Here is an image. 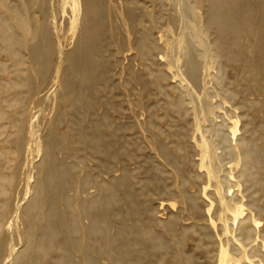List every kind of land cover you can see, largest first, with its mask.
Returning <instances> with one entry per match:
<instances>
[{
  "label": "rangeland",
  "instance_id": "obj_1",
  "mask_svg": "<svg viewBox=\"0 0 264 264\" xmlns=\"http://www.w3.org/2000/svg\"><path fill=\"white\" fill-rule=\"evenodd\" d=\"M210 1L96 0L99 79L78 100L83 0H0V264H214L221 249L264 264V54L247 33L219 46ZM98 122L109 152L88 138ZM121 181L129 198L101 203ZM38 193L66 200L87 258L58 248L62 231L45 242Z\"/></svg>",
  "mask_w": 264,
  "mask_h": 264
},
{
  "label": "bare ground",
  "instance_id": "obj_2",
  "mask_svg": "<svg viewBox=\"0 0 264 264\" xmlns=\"http://www.w3.org/2000/svg\"><path fill=\"white\" fill-rule=\"evenodd\" d=\"M83 2L84 6L87 7H85L84 11L81 35L78 40V45L74 53H72L73 55L71 54V58L65 73L68 92L76 93L77 95L75 97L78 100L86 99V97L89 99L90 95L93 94L92 92L94 91L97 80L99 79V77L95 74L97 68L96 52L100 44V25L99 21L95 20L97 4L96 0H83ZM207 8L209 22L212 26H215L219 32V38L217 40L219 46H228V48L232 47L233 39L235 40L238 38L240 34L247 33L249 34L248 36L251 35L254 37L256 45L255 48H257L261 54H264V0H261L258 6H253L249 2L242 3L240 0H211L210 5ZM256 11L257 20L254 22L251 13ZM225 37H229V39H226ZM143 46L144 41H141V47ZM31 47L32 46H29L30 51ZM31 53L35 62H39L41 59V52L38 50V48H34ZM77 77H79L82 81L84 80V82H88L85 90H74V80H76ZM104 126V123L98 122L93 132L88 135V138L93 141L98 150L101 152H104L105 150L109 152L110 148L108 146L107 137L102 134V129ZM233 126L234 127L231 132L233 135H235L237 124L234 123ZM205 144L206 143H204V145ZM211 172L213 171L211 170ZM48 173L51 181H55L56 183L61 181V175L55 166H52ZM212 174L214 175V173H211L210 176H212ZM110 189L111 190L109 191L111 192V196L104 197L101 203L113 202L115 200L113 195L116 193L119 194L120 192H122V195L125 194L126 198H129V195L125 190L124 181L117 183V185L110 187ZM60 200L63 201L65 199H62L59 196H52L50 203L46 204L45 199H41L40 193H38L36 199L32 203L34 206L36 205L37 208H39L45 201V207L43 209H45V215L49 220L42 228L44 240L50 244L52 242V238H55L61 234L60 232L62 231L64 234V240L61 241L58 248L61 249L66 245L70 250H78L77 252H81L83 256L87 258V249L84 248L82 244H75V242L70 241L68 237V233H74L77 231V229L75 228L74 223L71 224L72 220L70 219V216L64 215V213L60 210L58 211ZM220 203L224 212L230 217L232 221H237L240 218V207L228 204L223 199L220 200ZM41 209L38 211H42ZM100 216L103 217L104 220L107 219L106 214H100ZM96 217H99V215L96 214L95 218ZM28 219L29 229L27 232V237L31 241L34 234V225L38 220V217L36 219L32 215L30 217L28 214ZM68 222L71 224V226L67 225ZM67 229H69L68 233ZM22 232L24 234L23 230ZM81 241L85 242V239L83 238ZM64 251L68 253L66 249H64ZM119 253L122 255L121 251H119ZM127 264L134 263L132 260H130L127 262ZM214 264H233V260L223 249H221Z\"/></svg>",
  "mask_w": 264,
  "mask_h": 264
}]
</instances>
